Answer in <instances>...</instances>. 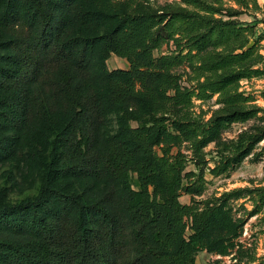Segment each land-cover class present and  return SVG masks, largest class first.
I'll list each match as a JSON object with an SVG mask.
<instances>
[{"label":"trees","instance_id":"1","mask_svg":"<svg viewBox=\"0 0 264 264\" xmlns=\"http://www.w3.org/2000/svg\"><path fill=\"white\" fill-rule=\"evenodd\" d=\"M228 2L257 4L0 0V161L43 168L36 196L0 201V264H196L201 251L264 264L240 241L264 185L199 198L207 172L264 154V107L242 89L264 77V54ZM113 54L129 67L107 69Z\"/></svg>","mask_w":264,"mask_h":264},{"label":"rangeland","instance_id":"2","mask_svg":"<svg viewBox=\"0 0 264 264\" xmlns=\"http://www.w3.org/2000/svg\"><path fill=\"white\" fill-rule=\"evenodd\" d=\"M175 1L178 0H150L155 8ZM226 5L236 6V8L242 12L239 14L238 18L245 24L253 25L255 35L252 38V43L257 38L260 39L259 48L261 53L264 54V0H257V4L252 3L248 8H242L234 2H228ZM106 67L109 70L127 69L129 64L126 59L113 54L106 61ZM180 71H182V68ZM242 89L254 94L257 98V103L264 107V98L262 97V92L264 91V77H255L251 80L242 81ZM216 98L217 96L205 102L196 100V110L200 112L202 109L206 111L208 109L217 108L219 105L216 104ZM115 118V115L111 117L110 132L115 131L117 128ZM134 124L136 125V123ZM250 124L251 122L246 124H233L230 129L224 132L223 139L228 140L235 138L242 129L248 127ZM32 146L38 150H49L48 143L45 142L44 139L39 140L36 146ZM261 146H264V141L261 143ZM214 149L215 143H211L206 148V151L211 152ZM211 157L212 155L209 154L208 158ZM41 162V160L39 162L31 158L28 166H24L23 163L17 162L15 159L0 161V201L17 203L27 197L36 196L41 185L43 174V168L40 165ZM192 169L195 170V166L193 163H190L188 165V170ZM206 177L209 183L205 193L199 198L210 196L215 192L220 193L238 187L254 186L257 184L264 185V154L258 161H254L252 156L248 157L237 170L228 176L213 177L207 172ZM180 200L182 203H190L191 196L182 193ZM243 202H245V208H247V210L252 209V205L249 201L245 199L239 200L235 202L234 207V212L238 216L245 214V210L240 206ZM240 241L245 247L251 248V252H256L257 257H264V211L248 219L244 226ZM234 255L235 253L221 256L207 251H201L196 256V264H210L217 259L231 264L236 262V260H233ZM256 263L257 262L254 264Z\"/></svg>","mask_w":264,"mask_h":264}]
</instances>
